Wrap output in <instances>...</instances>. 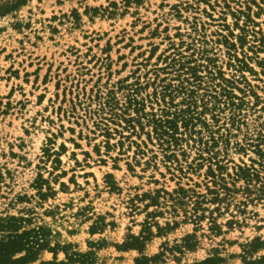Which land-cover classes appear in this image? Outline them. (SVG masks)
<instances>
[{"label": "rangeland", "instance_id": "obj_1", "mask_svg": "<svg viewBox=\"0 0 264 264\" xmlns=\"http://www.w3.org/2000/svg\"><path fill=\"white\" fill-rule=\"evenodd\" d=\"M16 2L0 217L41 226L38 261L264 264V0Z\"/></svg>", "mask_w": 264, "mask_h": 264}, {"label": "trees", "instance_id": "obj_2", "mask_svg": "<svg viewBox=\"0 0 264 264\" xmlns=\"http://www.w3.org/2000/svg\"><path fill=\"white\" fill-rule=\"evenodd\" d=\"M23 0H18L16 5L20 4ZM15 6H10L7 9H11ZM7 9L5 11H7ZM193 237L186 235L183 238V247L190 249L194 246ZM263 244V241L253 240L251 243L246 244L245 247H250L254 242ZM46 247L41 243V226H37V229H22V225L19 218L14 216L0 217V264H27L35 263L38 261V255L41 248ZM179 247V246H176ZM52 251L51 248H48ZM179 249V248H178ZM65 253L67 262H81L91 263L93 261V252L87 253ZM163 253L154 256L159 258ZM150 258L142 256L135 258L136 264H146ZM219 260L218 257H206L200 261H194L189 264H215ZM259 261H264V257L261 256ZM36 264H65L64 261H57L56 257L52 260H40Z\"/></svg>", "mask_w": 264, "mask_h": 264}]
</instances>
